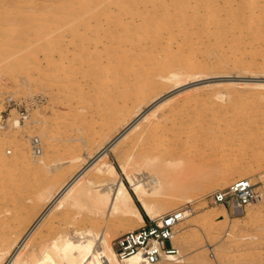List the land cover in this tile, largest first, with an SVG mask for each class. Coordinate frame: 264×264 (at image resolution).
Returning <instances> with one entry per match:
<instances>
[{
	"label": "rangeland",
	"instance_id": "rangeland-1",
	"mask_svg": "<svg viewBox=\"0 0 264 264\" xmlns=\"http://www.w3.org/2000/svg\"><path fill=\"white\" fill-rule=\"evenodd\" d=\"M30 1L0 0V109L5 119L19 117L23 126L20 129L0 128V152L12 164L0 167V187L13 199L7 206H0V211L8 214L9 218L6 219L12 222L14 220V224L23 231L30 228L47 204L45 200L37 199L38 192L44 184L57 178L56 191L82 167L89 165L93 161L90 156L96 155L95 153L120 131L141 123L145 115L155 110H158L157 117L175 119L180 124L179 128L169 126L170 133L164 136L162 135L164 131L152 134L153 136L147 135L141 127L132 131L114 152L108 153V159L116 166L118 172H122L120 164L128 160L131 152H135L136 165V159H139L138 163L142 162L139 154L145 151L157 153L170 146L179 148L181 151L179 155L185 154L186 160L190 158V151L201 148L221 150V147L226 145L223 142L219 145L221 143L219 135L207 130L215 126L209 125L207 128V124L213 121L217 123L219 120L211 119V107L196 108L197 104L194 102L200 101L203 96L211 97L217 93L212 88L206 89L208 86L235 82L248 83L253 87L255 83L264 82V71H261L264 68L262 60L264 48H261L256 53L257 60L253 68L238 67L239 69L229 73L210 74L178 87L171 83L162 93L163 96L160 94L142 101L140 116L133 118V106L137 102L135 86L138 81L130 69L124 68L125 72L122 73L120 66L116 68L117 62L118 64L121 62L120 59L115 63L110 62L115 53L108 48L110 42L115 41L106 37L104 39V41L107 39L106 43L94 40L104 35L112 21L96 22L89 30L90 39L82 40L77 37L76 30L69 31L72 29L69 28L72 18L66 17L53 22L51 14L60 7L58 0H34L33 3ZM12 6L18 9L12 10ZM27 7L33 9L34 13L36 11L37 15L29 16ZM51 31L53 44L48 41L50 38L47 36ZM16 33H20L21 36ZM15 35L20 39H14ZM60 35L64 36L59 41ZM44 42H47L45 43L48 45L47 49ZM82 43H86L85 48L79 46ZM227 50L230 53L229 48ZM144 59L141 63H146L147 60ZM245 60L244 64L248 65L249 60L247 58ZM136 68L138 67L134 66L131 69ZM238 72L240 73L237 74ZM121 73L124 75L121 76ZM157 79L155 76L153 82ZM245 91L246 94L254 93L252 88ZM248 98L252 100L249 99L248 103L258 101L256 94ZM220 101L215 97L209 100L211 104ZM163 102L166 103L165 107L159 110V105ZM255 104L257 111L252 118L246 119V122L256 128L260 125V128L251 131L248 128L242 133L238 132L234 147L230 150L227 147L223 148L228 150L227 156H222L220 152V155L217 153L211 158L208 156L194 158L199 162L193 168L191 166L188 168V175L192 177L187 179L188 182L195 183L192 185L195 186L191 191L194 194L192 200L187 201L185 197H181L167 202L168 205L180 207L191 205L193 208V215L180 226L185 233H177L175 236L179 243V247H176L178 255L184 260L181 264H264V104L257 102ZM238 112L231 109L222 120L228 121L230 128H233L247 115L246 112L239 114ZM195 116L199 122H205V126L199 127L201 129L199 136L190 137L192 129L195 128L194 122L197 121ZM31 118L40 119L42 122L31 123ZM214 128L216 129V126ZM245 137L255 138L251 145L241 149L239 146L245 142ZM32 142H40L39 147H42L39 149L40 153H43L47 160L61 159L66 163L60 164L52 171L31 163L34 152ZM260 148L261 155L257 152ZM78 156L82 157L83 163L70 162L72 158ZM86 161L87 164H84ZM224 172L231 176L227 183H219V177ZM242 173L249 176L262 196L261 201L246 207L245 213L251 215L244 214L241 216L242 220L226 224L206 220L208 214L221 210L231 219L238 217L231 215L222 206L208 203L206 196L215 190L226 189L239 179L236 176ZM124 181L129 186L127 180ZM134 199L138 204L137 199L135 197ZM138 206L140 207V204ZM140 210L144 219L149 217L141 207ZM55 211L56 209H50L48 216L44 217L41 229L36 232L37 236L35 234L30 240L31 244L49 243L58 233L83 224L82 220L89 214L88 209L80 207L62 209L61 213ZM110 224L106 226L100 224L99 228L105 227L108 230L110 242L115 247L117 237L132 227L144 225V222L136 217L113 218ZM230 224L232 226L229 227ZM160 264L170 262L162 260Z\"/></svg>",
	"mask_w": 264,
	"mask_h": 264
},
{
	"label": "bare ground",
	"instance_id": "bare-ground-1",
	"mask_svg": "<svg viewBox=\"0 0 264 264\" xmlns=\"http://www.w3.org/2000/svg\"><path fill=\"white\" fill-rule=\"evenodd\" d=\"M33 1L31 0L30 2L33 3ZM58 1L60 7L56 9L57 12L55 10L51 14L53 22L66 17L72 18L69 23V28L72 29H69V31L76 30L77 37L82 38V40L90 39L88 37L89 30L96 22L112 21L104 35L102 37L98 36L94 40L104 43L107 42V39L115 41V43L110 42L111 45L109 44L110 48H108L115 53L113 57L111 53L110 62L115 63L117 59H120L119 61L121 62L119 64L117 62L116 68L120 66L122 73L125 72H123L124 68L125 70L128 68L132 71L131 74L136 77L138 81L135 86L137 102L133 106V118L138 117L142 101L162 95L166 91V87L171 83L173 86L178 87L186 82L210 74L229 73V71L236 70L238 67L244 69L249 66L251 68L257 60L256 53L261 48H264V0ZM17 2L19 3V1ZM15 9H18V7H13L12 10ZM27 9V13H30L29 16L34 17L37 15L33 9L29 7ZM20 33L16 34L20 37ZM52 33L51 31L47 34L48 38H50L48 41L53 39ZM60 36H58L59 41L64 35ZM19 37L16 36L14 39H20ZM105 37L107 38L106 41H104ZM45 43L47 42L43 43L47 49L48 45ZM51 43L53 44L52 41ZM28 44L31 45L32 43ZM82 44L79 46L85 48L86 45L84 46V44L86 43ZM136 45L138 47H135ZM107 47H105V50ZM228 48L231 54L228 53ZM95 49L97 48L95 47ZM34 51L36 52L35 48ZM144 58L147 60L146 63ZM245 58L250 62L248 65L244 64ZM143 59L145 64L141 63ZM262 60L264 63V57ZM134 66L138 68L132 70L131 68ZM261 71L263 72L264 68ZM122 73L120 74L121 76L124 75ZM155 76L158 79L153 82ZM208 87L206 89L212 88L217 93L211 97L203 96L200 101L198 100L194 103L197 104L196 108L211 107V119L219 120V122L213 121V123L207 124V128L209 125L216 126V129L214 126L207 130L212 131V134L219 135L221 141L219 145H222L223 142L226 145L225 147L230 150L231 147H234L235 137L238 132L242 133L248 128H250V131L260 128L258 124L257 128L253 124H247L246 119L252 118V115L257 111L256 102L264 104V82L255 83L253 87L248 83L235 82ZM248 88H252L254 93L246 94L245 90ZM254 94H256L258 101L248 103V100H251L248 96L251 97ZM214 97L215 99H220V103L211 104L209 100ZM165 104L164 102L160 104L159 110L163 109ZM231 109L247 113L245 117H242L241 123L233 128H230L228 121L224 122L222 120ZM1 111L2 109H0V128L20 129L23 127L19 117L5 119ZM157 111L155 110L147 114V116L145 115L141 123L139 122L132 127L130 126V128H124L120 131L119 135L117 134L102 146L95 153L96 155L90 156L93 161L89 165L82 167L56 191L57 178L56 180H50L46 185L44 184L43 188L38 192L37 199L38 201L45 200L47 204L26 231L19 229L14 224V220L12 222V220L6 219L8 214L0 211V264H122L114 245L110 242L108 230L105 227L100 229V224H104V226L111 225L110 222L113 218L131 217L139 218L145 223L140 207L149 217L157 218L172 210L181 208L176 205H168V201L181 197H185L187 201L192 200L194 194L191 191L195 187L192 185L195 183L187 181L189 177H192L188 175V168L190 166L193 168L197 165L199 161L194 160L196 157L208 156L211 158L217 153L220 155V152L222 156H227L228 150L223 149L225 148L224 146H220L221 150H218V148H211V150L201 148L192 151L193 153L190 151V158L186 160L185 154L179 155V152H181L179 148H171L169 145L170 148L160 150L157 153L145 151L139 154L142 162L138 163L139 159H136V165L134 164L135 152H131L130 156L128 155V160L122 161L120 164L121 173L108 159L109 151L110 153L114 152L118 145L122 141L124 142L125 138L127 139V136L138 127L144 129L143 132L147 135L158 134V132L160 134L164 131L165 133H162L164 136L171 130L169 126L177 127L180 125L173 118L157 117ZM24 117L28 118L27 116ZM155 117H157L156 120H154ZM30 121L34 124L42 122L37 118H31ZM202 126H205V122L195 121V128L192 129L193 133L190 134V137L199 136L201 131L199 127ZM254 138H246L245 142L239 147L241 149L247 148L248 145L253 143ZM35 144L36 142H32L34 152L31 163H36L48 171H52L60 164L66 163L61 159L47 160ZM257 152L261 155L262 148ZM82 160V157L78 156L72 158L70 162L77 163L82 162ZM84 164H87V161ZM3 165L11 166L12 164L0 152V167ZM230 176L231 174L229 173H222L218 180L219 183H227ZM236 177L249 178L248 175L243 173ZM124 179L127 180L129 186L126 185ZM0 189L2 195L0 197V206L5 207L13 199L8 197L6 191H2V187ZM134 197L139 202L140 207ZM259 200H262V196ZM22 207L24 206L22 205ZM30 207L32 206L30 205ZM73 207L88 209L89 214L86 219L82 220L83 224L75 225L72 230L58 233L47 244L34 245L30 243L38 229H41L42 221L50 209H56L55 212L61 213L60 210ZM245 212L238 214L235 219H231L225 211L221 210L208 214L206 220L221 224L238 222L243 219L242 215H251ZM191 215H193V208L187 218L178 225L176 234L185 233L180 226ZM141 226L143 225L135 226L128 230ZM230 226L232 225L230 224ZM173 242L176 247H179L175 237ZM164 260L169 261L170 264H181L184 262L180 255H172ZM131 261L136 262L137 257H133Z\"/></svg>",
	"mask_w": 264,
	"mask_h": 264
},
{
	"label": "built area",
	"instance_id": "built-area-1",
	"mask_svg": "<svg viewBox=\"0 0 264 264\" xmlns=\"http://www.w3.org/2000/svg\"><path fill=\"white\" fill-rule=\"evenodd\" d=\"M35 145L38 150L42 148L39 147L40 142ZM260 198L261 194L249 178H239L226 189L215 190L206 196L208 203L222 206L234 216L243 214L247 206ZM191 209V205H185L157 218L147 217L143 226L117 237L115 249L121 263L156 264L166 257L178 255L173 239L178 225L187 218ZM133 257H137L136 262L131 261Z\"/></svg>",
	"mask_w": 264,
	"mask_h": 264
}]
</instances>
